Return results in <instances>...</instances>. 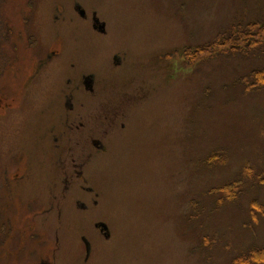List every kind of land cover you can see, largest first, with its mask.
<instances>
[{"label": "rangeland", "instance_id": "374dc122", "mask_svg": "<svg viewBox=\"0 0 264 264\" xmlns=\"http://www.w3.org/2000/svg\"><path fill=\"white\" fill-rule=\"evenodd\" d=\"M72 65L92 130L120 116L91 147L89 209L56 206L47 141ZM263 69L264 0H0V264L264 259Z\"/></svg>", "mask_w": 264, "mask_h": 264}, {"label": "flooded vegetation", "instance_id": "af4514ba", "mask_svg": "<svg viewBox=\"0 0 264 264\" xmlns=\"http://www.w3.org/2000/svg\"><path fill=\"white\" fill-rule=\"evenodd\" d=\"M80 18L82 20H87V14L82 15L81 6L79 3L74 4ZM83 11V10H82ZM73 19V18H72ZM79 23L80 20H76ZM72 22H75L72 21ZM102 33V32H101ZM106 34V33H102ZM51 53V54H48ZM59 58L65 57V52H59ZM57 59L56 53L54 51L46 52L45 59L42 60V64L45 67L50 63H53ZM116 59L113 57L112 63L115 64ZM112 69L116 70V67L110 63ZM59 74L63 76V84L57 86L53 94L60 96L61 103L60 109L58 111V125L52 126V130L47 132L48 144L53 145L56 159H53L52 164H54L53 173L57 177L62 179V199L58 202L57 207H66V203L71 204L70 198L71 194H77V203L85 209H89L90 202L92 201L91 194H94L92 187L87 184L86 174L87 167L91 160V147L96 146L103 149V138L109 136L113 133V126L117 125L120 116L112 121L111 126H101L92 130L91 126L88 124L90 115L87 113L85 102L87 96L93 92L94 82H91L90 76H88L87 81H85V70L79 68L76 69L75 66H70L68 69L57 70ZM83 84L88 87L89 91H85ZM84 99V102H80ZM124 128L125 126L122 125ZM103 134L98 137L97 134L102 132ZM54 192H58V185ZM54 197L53 201H58L59 197L57 194H52ZM87 196V200L85 197ZM97 204V202L95 203ZM53 208H50L52 210ZM102 223L96 224V228ZM100 233L107 237L108 234ZM87 242V241H85Z\"/></svg>", "mask_w": 264, "mask_h": 264}, {"label": "trees", "instance_id": "16d2710c", "mask_svg": "<svg viewBox=\"0 0 264 264\" xmlns=\"http://www.w3.org/2000/svg\"><path fill=\"white\" fill-rule=\"evenodd\" d=\"M251 26L256 27V26H258V24H257V23H252ZM258 27H259V26H258ZM259 77H261V79H260V80H257V84H258L259 86H261V87H264V69H263V70H260V71L257 73V78L259 79ZM263 89H264V88H263ZM257 214H259V212H258ZM258 249H259V248H258ZM263 249H264V247H263ZM254 250H257V249H254ZM254 250H252V251L249 253V255H248L247 258H244V259L242 260V264H264V259H258V260H255V259L253 258V251H254ZM237 264H241V263H237Z\"/></svg>", "mask_w": 264, "mask_h": 264}]
</instances>
